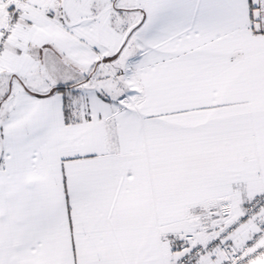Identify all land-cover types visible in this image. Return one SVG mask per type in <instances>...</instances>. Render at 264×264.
I'll list each match as a JSON object with an SVG mask.
<instances>
[{"label": "crops", "instance_id": "obj_1", "mask_svg": "<svg viewBox=\"0 0 264 264\" xmlns=\"http://www.w3.org/2000/svg\"><path fill=\"white\" fill-rule=\"evenodd\" d=\"M256 1L0 0V264H168L264 194Z\"/></svg>", "mask_w": 264, "mask_h": 264}, {"label": "built area", "instance_id": "obj_2", "mask_svg": "<svg viewBox=\"0 0 264 264\" xmlns=\"http://www.w3.org/2000/svg\"><path fill=\"white\" fill-rule=\"evenodd\" d=\"M30 0H17L24 6ZM253 21L263 27L264 15L258 2H253ZM228 208L217 210L197 208L201 214L200 234L209 235L204 241L197 234L172 235L169 238L171 258L168 264H257L264 258V194L247 200L242 212L227 219ZM250 226L248 238L239 243L237 235Z\"/></svg>", "mask_w": 264, "mask_h": 264}]
</instances>
